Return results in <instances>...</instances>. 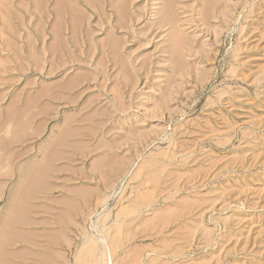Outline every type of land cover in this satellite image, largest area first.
I'll list each match as a JSON object with an SVG mask.
<instances>
[{
  "label": "rangeland",
  "instance_id": "374dc122",
  "mask_svg": "<svg viewBox=\"0 0 264 264\" xmlns=\"http://www.w3.org/2000/svg\"><path fill=\"white\" fill-rule=\"evenodd\" d=\"M0 264H264V0H0Z\"/></svg>",
  "mask_w": 264,
  "mask_h": 264
}]
</instances>
